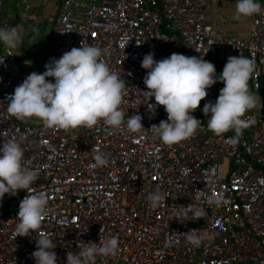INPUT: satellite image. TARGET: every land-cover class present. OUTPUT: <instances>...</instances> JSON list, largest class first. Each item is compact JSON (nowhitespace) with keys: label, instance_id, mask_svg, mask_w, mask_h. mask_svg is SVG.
Instances as JSON below:
<instances>
[{"label":"built area","instance_id":"1","mask_svg":"<svg viewBox=\"0 0 264 264\" xmlns=\"http://www.w3.org/2000/svg\"><path fill=\"white\" fill-rule=\"evenodd\" d=\"M7 0H0V13ZM207 0H65L52 27L53 47L46 56L60 58L73 47L93 44L101 59L125 80V121L140 114L145 128L130 133L126 124L112 128L46 127L7 113L8 96L29 75L14 53L0 43V146L5 137L21 142L25 164L38 169L34 191L49 196L51 212L39 232L57 247L58 264L67 252L85 242L118 236L116 255L97 257L95 264H264V100L258 94L264 65V7L252 16L246 38L221 34L207 19ZM264 6V4H262ZM197 49L199 51H197ZM157 61L180 53L255 60L250 91L258 97L243 118L250 121L237 144L236 133L216 136L207 128L202 109L215 102L224 87L208 89L195 115L202 122L188 139L168 145L154 135L152 125L168 118L164 106L155 111L145 94V54ZM219 75L220 73L217 72ZM4 134V136H3ZM99 150L108 163L93 167ZM159 189L165 201L156 209L147 200ZM203 190V194L200 192ZM204 194L222 196L209 205ZM27 190L0 200V264H35L37 233L17 236V214ZM199 197V198H198ZM187 215L176 219L179 206ZM202 208L204 215L193 212ZM198 229L206 238L200 246L187 242L184 232Z\"/></svg>","mask_w":264,"mask_h":264},{"label":"clouds","instance_id":"2","mask_svg":"<svg viewBox=\"0 0 264 264\" xmlns=\"http://www.w3.org/2000/svg\"><path fill=\"white\" fill-rule=\"evenodd\" d=\"M262 7L260 0H235V18L251 17L260 13ZM21 42L18 26L0 27V43L6 48H17ZM106 51L82 43L81 47H73L60 58H51L45 64V71L32 72L15 87L14 93L8 96L7 113L17 119L36 117L50 128H92L102 122L112 128L126 124L128 132H141L145 126L140 114L130 115L125 121L121 107L125 80L101 59ZM141 66L148 70L144 78L148 90L144 92L156 101L155 105L148 104L149 109L155 111L162 105L168 114L166 120L150 128L163 143L176 144L197 132L203 121L193 113L208 96V89L218 81L224 84L219 96L215 102L205 103L202 109L205 116L210 114L207 128L216 136L234 131L236 135L229 138V142L238 143L243 129L250 124L243 117L258 103V97L249 88L250 77L256 68L254 59L230 56L219 75L215 64L201 55L172 53L157 61L155 53L150 52L143 57ZM94 160L93 167L108 163L107 155L99 150L95 151ZM38 172L25 164L21 142L5 137L0 146V200L5 194L16 195L19 190H27L29 195L21 200L17 214V236L36 232V250L31 254L35 264H58L54 251L57 245L50 236L38 231L45 216L51 212L49 196L31 187ZM200 192L203 194V190ZM204 198L209 205H218L223 199L214 194H204ZM147 200L150 207L156 209L165 201V196L157 189L148 193ZM186 215L187 206L180 205L175 211L178 220ZM193 215L195 218L203 216V209H195ZM184 237L197 247L206 238L196 228L184 232ZM118 250V236H101L99 243L85 242L79 245L78 251H68L66 264H95L97 257L114 256Z\"/></svg>","mask_w":264,"mask_h":264},{"label":"crops","instance_id":"3","mask_svg":"<svg viewBox=\"0 0 264 264\" xmlns=\"http://www.w3.org/2000/svg\"><path fill=\"white\" fill-rule=\"evenodd\" d=\"M65 0H7L0 13V27L18 26L22 42L17 48H6L14 53L20 61L22 69L32 72L45 71L46 56L52 51V27L59 15ZM264 4V0H260ZM235 0H207L206 16L208 21L225 36L246 38L252 25V16L235 18ZM246 56V55H245ZM248 57V56H246ZM218 73H222L226 62L216 55L209 57ZM54 80V78H49ZM252 83L250 77L249 85ZM258 94L264 100V65L259 78ZM32 123H42L36 117L27 118Z\"/></svg>","mask_w":264,"mask_h":264}]
</instances>
